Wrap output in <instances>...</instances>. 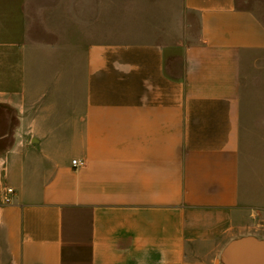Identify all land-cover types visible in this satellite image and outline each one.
Instances as JSON below:
<instances>
[{
    "label": "crops",
    "instance_id": "obj_1",
    "mask_svg": "<svg viewBox=\"0 0 264 264\" xmlns=\"http://www.w3.org/2000/svg\"><path fill=\"white\" fill-rule=\"evenodd\" d=\"M0 264H264V0H0Z\"/></svg>",
    "mask_w": 264,
    "mask_h": 264
},
{
    "label": "built area",
    "instance_id": "obj_2",
    "mask_svg": "<svg viewBox=\"0 0 264 264\" xmlns=\"http://www.w3.org/2000/svg\"><path fill=\"white\" fill-rule=\"evenodd\" d=\"M71 162L76 166L77 164H81L82 163V161L81 160H79V159H76V158H73L72 160H71ZM11 192H12V187L11 186H7L6 187V192H5V194H4V200L5 201H11Z\"/></svg>",
    "mask_w": 264,
    "mask_h": 264
}]
</instances>
